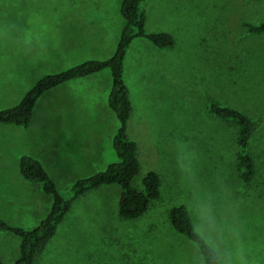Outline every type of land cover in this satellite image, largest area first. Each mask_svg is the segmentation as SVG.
<instances>
[{"label":"rangeland","instance_id":"obj_1","mask_svg":"<svg viewBox=\"0 0 264 264\" xmlns=\"http://www.w3.org/2000/svg\"><path fill=\"white\" fill-rule=\"evenodd\" d=\"M122 1L0 0V109L18 103L43 75L110 57L124 25ZM145 6L146 31H168L176 40L165 50L138 38L125 61L134 106L129 132L140 145L134 183L158 172L161 198L127 220L118 215L119 185L83 196L39 264H205L197 245L170 224L168 210L177 202L187 204L223 264H264V134L252 140L258 176L245 184L235 165V126L207 109L217 99L254 118L264 114V36L246 25L264 21V0ZM111 87L105 69L45 93L28 127L0 124V219L31 229L52 206L41 184L22 176V155L40 159L62 191L116 160ZM19 245L0 230L4 263L17 257Z\"/></svg>","mask_w":264,"mask_h":264},{"label":"trees","instance_id":"obj_2","mask_svg":"<svg viewBox=\"0 0 264 264\" xmlns=\"http://www.w3.org/2000/svg\"><path fill=\"white\" fill-rule=\"evenodd\" d=\"M145 2L146 0L122 1L124 25L115 52L110 57L89 58L62 71L43 75L18 103L0 109V124L28 127L33 121L37 101L46 92L67 82L110 69L112 87L108 104L118 121L112 140L116 160L110 162L105 169L76 179L65 191L59 189L40 159L32 154L21 156L19 168L22 176L31 183H40L43 191L52 196L53 203L35 228L27 229L0 219V230L13 233L20 239L17 257L9 263L0 259V264H39L74 203L102 186H120L117 207L122 219H137L146 214L154 202L160 200L162 179L158 172H148L140 186L134 183L140 172V145L129 132L134 106L126 81L125 61L130 47L138 38L149 40L156 47L165 50L173 48L176 40L168 31H146ZM246 25L250 32L264 36V21ZM207 109L216 119L235 126L233 144L237 176L245 184L253 183L259 173V162L252 140L258 133L264 134V114L254 118L238 107L217 99H209ZM168 217L171 226L178 233L197 245L205 264H222L220 252L197 230L186 203L177 202L172 205L168 210Z\"/></svg>","mask_w":264,"mask_h":264},{"label":"crops","instance_id":"obj_3","mask_svg":"<svg viewBox=\"0 0 264 264\" xmlns=\"http://www.w3.org/2000/svg\"><path fill=\"white\" fill-rule=\"evenodd\" d=\"M102 72V71H101ZM101 72H99V73H96V74H93V75H90V76H88V77H84V78H80V79H77V80H83V79H89V78H93V77H96V76H98V75H100V73ZM108 78H109V76H107V81H108ZM74 81H76V80H73V81H70V82H67V83H65V84H63V85H66V84H68V83H71V82H74ZM96 81V80H95ZM108 84H109V82H108ZM63 85H61V86H63ZM58 87H60V86H58ZM58 87H56V88H58ZM55 89V88H54ZM53 90V89H52ZM110 90H111V88H110ZM47 93V92H46ZM109 94H110V91H109ZM109 94H108V97H109ZM108 97H107V105H108V107H109V104H108ZM41 98V97H40ZM110 108V107H109ZM108 108V109H109ZM110 111V110H109ZM111 112V111H110ZM112 113V112H111ZM115 115V114H114ZM112 137H113V133H112ZM111 137V139L113 140V138ZM110 139V140H111ZM113 145V144H112ZM115 161V160H114ZM47 168V167H46ZM97 172V171H96ZM95 173V172H94ZM93 174V173H92ZM85 177V176H84ZM81 178V177H80ZM54 179V178H53ZM56 182V181H55ZM73 184V183H72ZM223 264V263H222Z\"/></svg>","mask_w":264,"mask_h":264}]
</instances>
